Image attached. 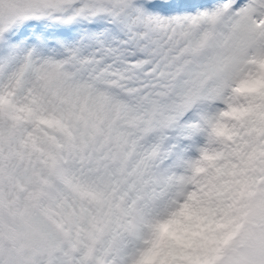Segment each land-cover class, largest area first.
<instances>
[{
    "label": "snow or ice",
    "instance_id": "6c2138e0",
    "mask_svg": "<svg viewBox=\"0 0 264 264\" xmlns=\"http://www.w3.org/2000/svg\"><path fill=\"white\" fill-rule=\"evenodd\" d=\"M0 264H264V0H0Z\"/></svg>",
    "mask_w": 264,
    "mask_h": 264
}]
</instances>
